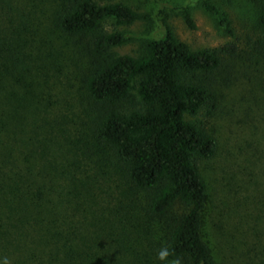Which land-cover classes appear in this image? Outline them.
<instances>
[{"label":"trees","instance_id":"16d2710c","mask_svg":"<svg viewBox=\"0 0 264 264\" xmlns=\"http://www.w3.org/2000/svg\"><path fill=\"white\" fill-rule=\"evenodd\" d=\"M253 1L260 4L256 43L264 54V0ZM207 6L233 35L229 21ZM184 15L194 28L189 10ZM148 16L120 1L0 0V258L11 264H167L156 259L167 246L168 260L216 264L202 232L208 194L199 162L212 158L218 145L196 118L204 108L213 113L216 96L199 76L218 70L238 45L194 50L166 24L138 54L117 52L127 38L105 23L128 25ZM44 22L86 59L81 86L91 111L84 151L100 173L118 176L117 187L124 186L110 235L76 217L92 200L95 179L83 177L80 186L73 175L66 191L34 136L37 118L25 81L33 37Z\"/></svg>","mask_w":264,"mask_h":264},{"label":"rangeland","instance_id":"374dc122","mask_svg":"<svg viewBox=\"0 0 264 264\" xmlns=\"http://www.w3.org/2000/svg\"><path fill=\"white\" fill-rule=\"evenodd\" d=\"M100 1L124 2L149 15L128 25H117L113 19L105 23L108 30L122 31L127 38L115 48L120 54H138L147 40L164 34L166 24L194 50L237 43V53L224 55L218 70L199 76L214 92L216 107L212 114L202 109L196 118L204 122L218 145L212 158L199 162L208 194L202 232L216 264H264V54L256 43L261 36L260 4L253 0ZM208 4L229 21L233 35ZM185 9L194 28L186 21ZM33 39L25 86L32 94L31 115L37 118L32 125L34 136L39 135L37 143L45 147L44 157L54 165L50 172L66 191L65 183L73 175L78 184L83 177L98 180L91 182L93 189L87 184L92 200L82 204L86 211L78 208L76 217L93 223L91 231L110 235L116 227L112 214L124 186L117 187L118 176L100 173L94 158L84 151L91 111L81 86L86 59L49 23H42ZM153 226L152 238L157 241L161 226L157 220Z\"/></svg>","mask_w":264,"mask_h":264},{"label":"clouds","instance_id":"9594fccd","mask_svg":"<svg viewBox=\"0 0 264 264\" xmlns=\"http://www.w3.org/2000/svg\"><path fill=\"white\" fill-rule=\"evenodd\" d=\"M170 250L167 246H162L156 253V259L159 261H167V264H180L179 259L168 260ZM0 264H11L7 257L0 258Z\"/></svg>","mask_w":264,"mask_h":264}]
</instances>
